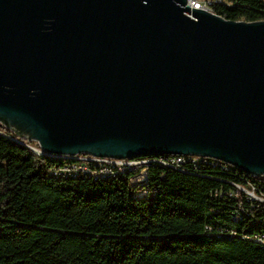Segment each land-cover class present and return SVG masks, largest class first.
Segmentation results:
<instances>
[{"label":"water","instance_id":"obj_1","mask_svg":"<svg viewBox=\"0 0 264 264\" xmlns=\"http://www.w3.org/2000/svg\"><path fill=\"white\" fill-rule=\"evenodd\" d=\"M0 125L53 153L264 173V19L186 0H0Z\"/></svg>","mask_w":264,"mask_h":264},{"label":"trees","instance_id":"obj_2","mask_svg":"<svg viewBox=\"0 0 264 264\" xmlns=\"http://www.w3.org/2000/svg\"><path fill=\"white\" fill-rule=\"evenodd\" d=\"M211 11L260 20L264 0H215ZM25 141L0 125V264H264L253 238L264 232V200L235 185L264 197V175L221 160L152 162L141 185L126 174L56 175L49 168L63 159Z\"/></svg>","mask_w":264,"mask_h":264},{"label":"built area","instance_id":"obj_3","mask_svg":"<svg viewBox=\"0 0 264 264\" xmlns=\"http://www.w3.org/2000/svg\"><path fill=\"white\" fill-rule=\"evenodd\" d=\"M212 1L215 0H186V4H188L190 7L205 8L211 11ZM25 142L34 152L38 154L55 155L63 159V163L59 165H52L49 168V172L52 174L73 176L88 175L94 178L100 176L106 177L117 174H126L129 177L130 183L134 185H141L147 181L148 168L152 162H159L164 166L178 167L187 161H192L193 163L204 161L215 165L217 160H219L204 154L194 153L140 154L133 157L121 158L91 153L59 154L45 151L39 145L29 142V140H26ZM252 174L259 176L264 175V173ZM235 185L238 190L236 195L242 192L248 200H264L263 195L258 193L254 186L250 184L248 186H243L240 184ZM136 191L138 195H143L146 193L145 189H137ZM213 193L225 197L232 194L230 191L223 190L221 188L215 189ZM242 207L243 206L241 205H237V207L234 209V213L232 215L234 219H241L242 213L240 211L243 209ZM253 238L264 243V232L254 233Z\"/></svg>","mask_w":264,"mask_h":264},{"label":"rangeland","instance_id":"obj_4","mask_svg":"<svg viewBox=\"0 0 264 264\" xmlns=\"http://www.w3.org/2000/svg\"><path fill=\"white\" fill-rule=\"evenodd\" d=\"M225 1H227V0H225ZM17 135L20 136V137H22V138L25 139V140H29V142H31V143H35V144H37V145H40V144L38 143V141L35 140V139H27L25 136H21V135H19V134H17Z\"/></svg>","mask_w":264,"mask_h":264}]
</instances>
